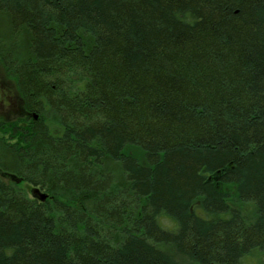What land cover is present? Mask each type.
Segmentation results:
<instances>
[{
	"label": "trees",
	"instance_id": "trees-1",
	"mask_svg": "<svg viewBox=\"0 0 264 264\" xmlns=\"http://www.w3.org/2000/svg\"><path fill=\"white\" fill-rule=\"evenodd\" d=\"M0 63V264H264V0H0Z\"/></svg>",
	"mask_w": 264,
	"mask_h": 264
},
{
	"label": "rangeland",
	"instance_id": "rangeland-1",
	"mask_svg": "<svg viewBox=\"0 0 264 264\" xmlns=\"http://www.w3.org/2000/svg\"><path fill=\"white\" fill-rule=\"evenodd\" d=\"M24 104L21 100L14 80L11 79L6 73L3 66L0 63V122L13 121L17 119L26 118V112L24 113ZM52 134L61 135L64 132L62 126L57 125L54 122H48ZM127 153L132 154L139 161L145 162L143 152L136 146H129L126 150ZM0 174L8 180V176ZM28 188V185L23 184Z\"/></svg>",
	"mask_w": 264,
	"mask_h": 264
},
{
	"label": "water",
	"instance_id": "water-1",
	"mask_svg": "<svg viewBox=\"0 0 264 264\" xmlns=\"http://www.w3.org/2000/svg\"><path fill=\"white\" fill-rule=\"evenodd\" d=\"M36 118H38L37 116H36ZM36 193H38V191H36ZM39 198L42 200V201H45L46 199H47V196L45 195V194H42V193H39Z\"/></svg>",
	"mask_w": 264,
	"mask_h": 264
},
{
	"label": "flooded vegetation",
	"instance_id": "flooded-vegetation-1",
	"mask_svg": "<svg viewBox=\"0 0 264 264\" xmlns=\"http://www.w3.org/2000/svg\"><path fill=\"white\" fill-rule=\"evenodd\" d=\"M24 110H25V111H24V113H25V112H26V109H25V107H24ZM26 114H27V113H26Z\"/></svg>",
	"mask_w": 264,
	"mask_h": 264
}]
</instances>
